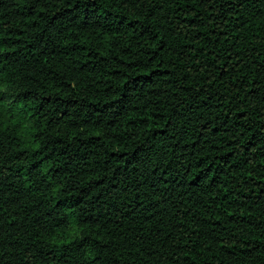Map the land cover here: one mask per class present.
Here are the masks:
<instances>
[{
	"label": "trees",
	"instance_id": "1",
	"mask_svg": "<svg viewBox=\"0 0 264 264\" xmlns=\"http://www.w3.org/2000/svg\"><path fill=\"white\" fill-rule=\"evenodd\" d=\"M0 264H264V0H0Z\"/></svg>",
	"mask_w": 264,
	"mask_h": 264
}]
</instances>
